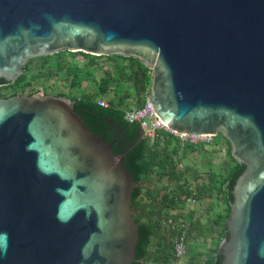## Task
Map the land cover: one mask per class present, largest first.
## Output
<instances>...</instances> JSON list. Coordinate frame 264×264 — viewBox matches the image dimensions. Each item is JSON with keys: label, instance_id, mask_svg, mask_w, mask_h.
Returning <instances> with one entry per match:
<instances>
[{"label": "water", "instance_id": "obj_1", "mask_svg": "<svg viewBox=\"0 0 264 264\" xmlns=\"http://www.w3.org/2000/svg\"><path fill=\"white\" fill-rule=\"evenodd\" d=\"M65 51L138 59L164 125L229 141L245 170L218 255L264 264V0H0V80ZM136 144L114 154L67 97L0 98V264L137 261Z\"/></svg>", "mask_w": 264, "mask_h": 264}, {"label": "trees", "instance_id": "obj_2", "mask_svg": "<svg viewBox=\"0 0 264 264\" xmlns=\"http://www.w3.org/2000/svg\"><path fill=\"white\" fill-rule=\"evenodd\" d=\"M79 57L82 60L77 62ZM150 72L135 58L65 51L31 59L18 80L6 85L2 92L14 89L21 94L35 95L41 87L44 95H50L59 85L60 89L69 92H59L56 96L74 101L75 111L87 128L111 144L114 154L118 155L137 143L125 157L127 170L139 183L133 193L132 208L139 240L137 261L132 264H179L174 250L177 231L162 225L165 218L174 215L190 223L187 242L192 237L197 242L209 243L207 253L193 257L187 254L184 264H221L218 248L229 236L226 221L234 201L233 189L245 165L233 158L229 141L221 135L228 143L231 162L221 168L210 167L205 174L196 175L197 181L204 177V182L196 188V198L203 202L207 200L219 211L208 225L198 215L197 209H186L185 198L191 194L192 185L188 178L189 167L181 169L179 165L190 153L209 154L214 151L206 150L205 145H182L171 134H164L154 146L147 139H141L140 124L128 122L125 114L146 102L152 84ZM37 80L42 81L40 86L35 83ZM76 90L82 92L77 94ZM100 99L106 100L109 106H99ZM153 241H156L155 249L152 248Z\"/></svg>", "mask_w": 264, "mask_h": 264}, {"label": "built area", "instance_id": "obj_3", "mask_svg": "<svg viewBox=\"0 0 264 264\" xmlns=\"http://www.w3.org/2000/svg\"><path fill=\"white\" fill-rule=\"evenodd\" d=\"M39 94L44 95V92ZM98 105L107 108L109 106V103L104 99H100L98 101ZM125 118L130 123L140 124L141 130L144 132V138L147 139L148 143L151 146L156 145V142L159 139H162L164 134L173 135L180 140L182 145L191 143L206 146L215 143V137L212 136L186 135L179 134L170 130L157 117L149 103L148 97L146 102L141 107L127 110ZM180 167H182V165H180ZM190 192L191 194L185 198V203L186 205L192 206L194 204H197L198 202V199L196 198V188L194 186H191ZM162 225L163 227L171 228L172 230L177 231V236L174 240V250L176 258L180 260V264L181 260L188 254L187 240L188 232L190 230V223L179 217L170 216L163 220Z\"/></svg>", "mask_w": 264, "mask_h": 264}, {"label": "rangeland", "instance_id": "obj_4", "mask_svg": "<svg viewBox=\"0 0 264 264\" xmlns=\"http://www.w3.org/2000/svg\"><path fill=\"white\" fill-rule=\"evenodd\" d=\"M79 60H82L81 57L77 58V62ZM151 73V72H150ZM152 75V73H151ZM36 84H38L39 86L41 85L42 81L41 80H37L35 81ZM40 92L42 93L44 92L42 90V88L40 87ZM59 92H63V93H68L69 91L67 89H60V86L58 85V89H54L51 91L50 95L56 96V94H58ZM77 94L82 92V90H76ZM10 93V92H7ZM206 150L209 151H214L212 153H190L188 155V158L182 163V167L181 169H185V167H189V172H188V178H189V183L194 186L195 188H197V186L204 182L203 178L201 177L200 180H196V175H202L205 174V172H207L210 167L213 168H218V167H222V166H226L227 164H229L231 162L230 157L228 156V147L218 138L215 137V143L214 144H209L205 146ZM164 185V182H163ZM207 201V200H206ZM205 200L204 202L201 201V199H198L197 204L194 205H188L186 207V209H197L198 215L200 217H202L203 222L206 224H211V218L213 215H215L218 211L219 208L214 209L212 207V205L210 203H207ZM209 243H203L201 241L197 242L196 240H194L192 237L189 239L188 245L190 247V249L188 250V254L187 256H196V255H200V253H205L206 251H208V245ZM152 247L155 249L156 247V241H153ZM207 253V252H206ZM209 254L212 255V252L209 251ZM186 258V257H185ZM183 262H181L180 264H184V260Z\"/></svg>", "mask_w": 264, "mask_h": 264}, {"label": "flooded vegetation", "instance_id": "obj_5", "mask_svg": "<svg viewBox=\"0 0 264 264\" xmlns=\"http://www.w3.org/2000/svg\"><path fill=\"white\" fill-rule=\"evenodd\" d=\"M2 81H5V80H0V98H9V97H14V96H27V94H21V93H19V92H16L14 89L13 90H11V92L10 93H3L2 91V89L6 86V85H11V84H14V83H11V82H7V81H5L6 82V84H3V82ZM11 95V96H10Z\"/></svg>", "mask_w": 264, "mask_h": 264}, {"label": "crops", "instance_id": "obj_6", "mask_svg": "<svg viewBox=\"0 0 264 264\" xmlns=\"http://www.w3.org/2000/svg\"><path fill=\"white\" fill-rule=\"evenodd\" d=\"M180 165H182V164H180ZM180 165H179V166H180ZM187 206H188V205H187ZM174 216L177 217L176 215H174ZM179 218H181V217H179ZM181 219H183V218H181Z\"/></svg>", "mask_w": 264, "mask_h": 264}]
</instances>
